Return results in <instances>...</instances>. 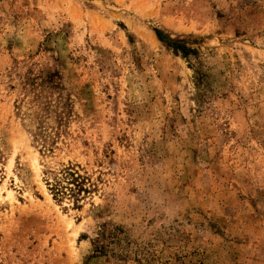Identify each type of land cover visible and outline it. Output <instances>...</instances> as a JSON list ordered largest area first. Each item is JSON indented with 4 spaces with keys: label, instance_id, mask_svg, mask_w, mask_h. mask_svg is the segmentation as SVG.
<instances>
[{
    "label": "rangeland",
    "instance_id": "obj_1",
    "mask_svg": "<svg viewBox=\"0 0 264 264\" xmlns=\"http://www.w3.org/2000/svg\"><path fill=\"white\" fill-rule=\"evenodd\" d=\"M0 264H264V0H0Z\"/></svg>",
    "mask_w": 264,
    "mask_h": 264
}]
</instances>
